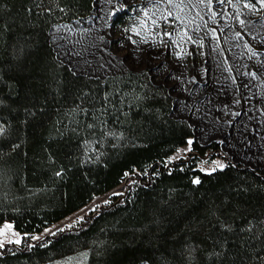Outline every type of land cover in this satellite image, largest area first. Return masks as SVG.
<instances>
[{
    "label": "trees",
    "instance_id": "trees-1",
    "mask_svg": "<svg viewBox=\"0 0 264 264\" xmlns=\"http://www.w3.org/2000/svg\"><path fill=\"white\" fill-rule=\"evenodd\" d=\"M94 1L0 0V224L11 221L25 235L0 247V264H35L83 249L88 264H264V168L235 163L218 143L196 138L186 157L169 161L194 134L171 115L164 85L133 70L77 74L57 58L51 27L88 17ZM87 147L94 148L90 159ZM217 156L226 168L201 171V160ZM120 185L122 193L78 225L29 237ZM216 251L223 254L210 255Z\"/></svg>",
    "mask_w": 264,
    "mask_h": 264
},
{
    "label": "crops",
    "instance_id": "crops-1",
    "mask_svg": "<svg viewBox=\"0 0 264 264\" xmlns=\"http://www.w3.org/2000/svg\"><path fill=\"white\" fill-rule=\"evenodd\" d=\"M155 2L156 0H133L134 5L148 6ZM100 3L99 15L102 21L114 17L109 15L110 5L106 0H101ZM191 3L196 8L190 12L189 9H184L181 15H190L195 19V24L191 20L187 21L186 27L192 39L201 41L202 45L193 44L186 38L177 40L175 36L173 39L179 44V48L171 43L167 48L159 44V67L161 72H168L167 79L170 81L165 80L161 84L168 87V83H174L173 89L168 87L173 98L171 115L186 121L194 134L193 138L197 136L201 144L218 143V147L229 152L233 158L239 157L245 161L236 162L246 165L251 163L249 158L255 153L260 152L259 156H264V44L260 42L264 40V14L254 13L244 8L240 0H233L239 7L241 18L250 22L241 27L233 19L237 9L227 0L223 4L219 0H213L210 7L199 4L198 0H191ZM154 11L149 9L150 14ZM197 12L199 16L196 15ZM212 13H216L215 19L212 18ZM84 19L54 24L51 27V44L57 58L68 64L75 73L90 77L105 78L129 70L135 71L125 66L120 56H114L104 47L100 48L99 38L92 47H87L86 42L82 44V40H78L82 38L83 24L80 21ZM197 27L199 31L196 30ZM213 28L216 30L215 34L209 31ZM165 30L172 29L166 25ZM236 32L243 35L236 37ZM249 33L255 35L256 39ZM133 38L141 39L135 36ZM66 39L67 43H71L69 48L64 47ZM164 39L167 41L168 38ZM73 40H76L75 43ZM141 44L139 47L148 49L145 46L149 44ZM246 44H251L262 54L251 56ZM134 48L133 52L137 50ZM150 52H153L152 47L149 48ZM177 52H183L184 55L178 57ZM165 54L170 55L174 62H167ZM253 71L257 73L255 77L247 74ZM220 140L224 143L220 144ZM254 158L258 160L257 157Z\"/></svg>",
    "mask_w": 264,
    "mask_h": 264
},
{
    "label": "rangeland",
    "instance_id": "rangeland-1",
    "mask_svg": "<svg viewBox=\"0 0 264 264\" xmlns=\"http://www.w3.org/2000/svg\"><path fill=\"white\" fill-rule=\"evenodd\" d=\"M123 1L125 3L130 4V5H134L133 0H131V1L130 0H122V2ZM100 2H101V0H95L91 14L88 17H86L84 20L80 21L83 24V26L81 28L82 38L78 39V40H82V44H84V42H86L87 47H92L93 45H95L94 43H96L98 41V38H99L100 48L104 47V48L108 49L109 53L113 54L114 56L115 55L120 56L123 60V63L126 64L125 66H129L132 69H135V71L145 72L154 84L158 85V84H161V82L168 80L167 79V73L168 72H166V71L161 72L160 67H159L160 66V57H159L160 46H159V43H153V44H151V46L150 45L145 46L148 49H144V47H139V50H138L137 48H134L133 45L127 40V35H130L131 33H128V34L123 33V29L125 27H130L132 24L139 23V21L136 20V16L138 15V12L133 13V12H130L128 10H125V12L127 14L125 17V21L123 23H118V24L114 23L115 16L112 17L110 20H106L103 22L102 17L99 15L100 8H101ZM139 5H135V6L138 7ZM109 7H111V5ZM129 17H131V19H129ZM165 27H166V24H165ZM99 32H101V34ZM101 36L104 37L103 40L100 39ZM150 39L155 40L156 38L151 37ZM75 41L76 40H73L74 43H75ZM70 45H71V43H67V39H66L64 47L69 48ZM141 45H144V44H141ZM150 47H152L153 52L149 53ZM133 48L137 49V50H134V52H133ZM162 55H164V52ZM166 59L168 60L167 62H171V63L174 62V60H172L170 55L165 54V60ZM168 87L173 89L174 83H168ZM168 87H166V88L168 89ZM168 91H169V89H168ZM75 112L80 113L78 109H76ZM77 115H80V114H77ZM196 139L198 140L197 136H196ZM205 145H209V144H205ZM187 147H188V145L185 144V145L180 146L178 149H184ZM93 149L94 148H90V147L86 148V150H85L86 158H90L93 155ZM177 150L170 157H176L177 155L179 156V158L186 157L187 154L190 152V151H188V152L178 153ZM221 151L224 154L227 153L226 156H228L230 158V160L235 162V163H238L236 161H241V160H243L242 162H245L244 159H242V158H239V157H238L239 159L236 157L233 158V156L229 152H226L222 149H221ZM231 152L233 154L236 153V151H231ZM259 155H261L260 152L255 153V155H253V157L251 159L249 158V161H251V163L249 162L248 164H246V166L253 167V168H264V156L260 157ZM254 157H257L258 160H256V158H254ZM179 158H177V159H179ZM217 159L223 161L226 164L225 158L217 156L213 160H217ZM173 160H175V159H173ZM169 161H172V160H169ZM203 161H207V162L202 163ZM211 161L201 160V162L199 163V167L200 168H211V167H213ZM243 165H245V164H243ZM123 190H124V185H120L119 187H117V188H115V189H113L107 193L95 195L93 197V199L87 205L82 207L80 210H78L77 212H75L71 216H69V217H67V218H65L59 222H56L53 225H51L50 227L46 228L48 231H45L46 230L45 229L43 232L32 234L29 237H31V239H32L33 236H38L40 239L46 235H50V234L55 233L56 231H58V229L62 230V229H66V228L76 226L84 219L85 215H87L91 210L97 208L96 206L99 207V206L105 204V203H103V201H105V200L110 201L114 195H118V194L122 193ZM79 217H83V219L82 220L78 219ZM4 222L2 224H0V226H2L4 224ZM8 222L12 223L11 221H8ZM13 227H14V225H13ZM14 230L16 232H18L15 228H14ZM18 233H20V232H18ZM24 236H25L24 234L20 233L19 237H15L12 235V232H8V233H6L5 236H0V240L4 241V245L5 244H17L15 242H9V241H15V239H20L22 242V239ZM32 240H38V239H32ZM89 252L90 251L88 249H83V250H79V251H76V252H73V253H70V254H67L64 256L56 257V258L46 260V261H42V262H38L35 264H88ZM82 253H86L87 255H81ZM69 257H72V259L70 261L67 259Z\"/></svg>",
    "mask_w": 264,
    "mask_h": 264
},
{
    "label": "snow or ice",
    "instance_id": "snow-or-ice-1",
    "mask_svg": "<svg viewBox=\"0 0 264 264\" xmlns=\"http://www.w3.org/2000/svg\"><path fill=\"white\" fill-rule=\"evenodd\" d=\"M225 0H219V3L223 4ZM229 4L233 8L237 9V12L233 19H235L238 24L241 27H245L249 21H246L245 19L241 18L240 15V10L239 7L236 3H233V0H227ZM106 3L108 5H111L110 10H109V15L110 16H116L118 13L123 12L125 10H128L133 13H142V15H137L136 20L139 21V23L132 24L130 27H125L123 29V33L128 34L131 33L130 35H127V40L133 45L136 46L137 49L139 50V45L141 43L144 44H151L153 43H159L161 46L164 48H167L168 45L175 44L177 48H179V44L176 43V40L173 39L175 36L177 40H183L187 39L193 44L201 43V41H196L192 39V36L188 34V28L186 27L187 21L191 20L192 24H195V19H192L190 15L188 16H183L181 13L184 11V9H189V12L191 9L196 8L195 4L191 3V0H187V3L185 0H156L155 3H151L148 6L145 5H139L138 7L135 5H130L128 3L122 2V0H106ZM199 4L206 5L210 7L213 3V0H198ZM240 4L243 5L244 8L250 9L254 13L258 14H264V0H240ZM190 6V7H189ZM154 9L155 11L150 14L149 9ZM171 9V10H170ZM156 12H159V15H156ZM197 16H199V12L196 13ZM216 13H212V18L215 19ZM131 19V17H129ZM165 24L172 30H165ZM206 24V22H205ZM178 29V30H177ZM197 31H199V27L196 28ZM210 32L215 34L216 30L209 29ZM236 37H241L243 34L241 32H236L234 34ZM249 35L253 36V39H256V36L253 35L252 33H249ZM140 37V40L134 39L133 37ZM151 37H155V40H151ZM164 37H167V41L164 39ZM101 40L104 39L103 36L100 37ZM261 44H264V40L260 41ZM246 47L248 48L249 52L251 53V56H260L262 53L257 51L251 44H246ZM176 55L178 57L183 56V52H177ZM251 58V57H250ZM248 75H251L255 77L257 73L255 71L247 73ZM195 79V77H193ZM109 93L105 92L103 94V100L105 102L109 101ZM137 99H140V97H137ZM238 102V101H237ZM113 108H115V105H112ZM227 107V105H225ZM78 110L80 113H83L87 115L88 109L86 108H79L77 106ZM98 111L101 112V114H104L107 112V108L104 107L103 104H101L100 109ZM228 123H231V121H228ZM103 126V125H102ZM88 128H93V124H88ZM5 132V126L3 124H0V135L4 134ZM108 136H113V137H123V133H116L112 131H108L105 133ZM194 142V138H189L187 140V148L184 149H178L177 152H188L191 151L192 145ZM85 143H88V141H85ZM220 144H223L224 141L220 140ZM15 147V145L13 146ZM227 155V153H225ZM179 156L177 155L176 157H168L169 160L177 159ZM90 159V158H89ZM207 161H203L202 163H206ZM213 167L211 168H201V171L211 173L216 171L217 169L223 170L226 168L228 165H226L223 161L221 160H212L211 161ZM64 172L63 167L60 168L59 171L55 172L54 175L57 177H60ZM125 175H129V173H125ZM201 181L199 177H196L193 179L194 184H199ZM103 203L107 204L109 201L105 200ZM98 207V206H96ZM78 219H83V217H79ZM221 227L227 231H232V226L229 225L228 223H225L221 221ZM60 229H58L59 231ZM252 230V224L249 223L247 226V231ZM45 231H48L47 229ZM12 232V235L15 237H19L20 233L16 232L14 230L13 224L5 221L2 226H0V236H5L6 233ZM32 239H39L38 236H33ZM9 242H15L17 244L21 243L20 239H15V241H9ZM4 246V241L0 240V247ZM223 247V245H222ZM223 253L220 251H216L211 253L210 255L214 256H221ZM81 255H87L86 253H82ZM69 261L72 259V257L67 258Z\"/></svg>",
    "mask_w": 264,
    "mask_h": 264
}]
</instances>
